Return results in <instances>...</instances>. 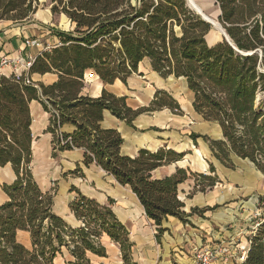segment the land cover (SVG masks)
<instances>
[{"label": "trees", "instance_id": "trees-1", "mask_svg": "<svg viewBox=\"0 0 264 264\" xmlns=\"http://www.w3.org/2000/svg\"><path fill=\"white\" fill-rule=\"evenodd\" d=\"M215 3L217 20L229 39L223 36L209 45L205 36L212 25L186 0H50L52 15L64 14L71 27L51 29L58 41L40 51L27 71L0 74V168L9 164L15 175L12 182L1 184L7 199L0 204V264H54L64 250L67 263L91 264L87 252L106 256L103 234L118 245L122 264H136L131 257L134 243L111 208L113 199L100 203L72 187L76 196L68 207L79 224L71 226L53 212L54 193L40 189L31 169L32 100L48 113L52 156L81 148L83 166H99L136 195L157 227V239L168 216L185 223L198 210L185 212L178 196L186 169L153 173L181 159V153L159 147L124 154L120 132L101 125L104 110L132 125L143 112L163 107L180 112L177 100L156 90L148 105L132 108L126 96L105 88L89 96L82 93L88 71L104 83H126L148 58L160 76L185 78L194 111L221 129L219 139L203 135L213 156L226 166L232 154L248 159L264 175V0ZM37 5L38 0H0V20H28ZM47 72L57 75L52 83L30 79L33 73ZM66 123L74 126L71 133L61 131ZM197 136L190 134L192 139ZM209 170L212 174L196 173L207 180L206 185L195 182L200 191L215 184L212 164ZM77 172L82 175L78 163L71 173ZM257 198L261 219L248 236L244 259L234 264H264V194ZM18 230L28 232V246L18 241Z\"/></svg>", "mask_w": 264, "mask_h": 264}, {"label": "crops", "instance_id": "crops-1", "mask_svg": "<svg viewBox=\"0 0 264 264\" xmlns=\"http://www.w3.org/2000/svg\"><path fill=\"white\" fill-rule=\"evenodd\" d=\"M199 6L201 7V5ZM217 8L218 10L216 15H213V12H209L213 9L205 11L201 7L203 13L210 18L212 16H216V18H218L220 14L218 5ZM38 11L39 10L36 9L30 19L21 22L0 20V59L2 57H7L17 61L15 68L10 65L2 67V74L9 75L14 72V70L24 72L23 66H25L27 62L31 63L33 58L40 51L50 47L58 41L51 29H67L62 27L59 28L56 24L53 25L52 22H50L49 25H46L45 23L52 20V17L57 16L59 21L62 19L66 20L68 26L71 27L69 19L62 13L52 15L51 11L47 10V12L44 13V18L38 20L36 19ZM205 38L209 45H213L218 41H221L223 35L222 32H217L211 29L206 34ZM208 38L211 39L210 42ZM171 77L173 76H168L166 79ZM56 78L57 75L50 72L44 74L33 73L30 76L32 81L42 82L44 84L52 83L56 80ZM164 80V77L160 76L157 72L151 69L149 59L144 58L139 62L137 71L132 73L127 78L126 83H123L119 79H116L112 84L104 83L96 74L88 71L84 74V87L82 89V93L89 96H98L103 88L116 95H124L126 96L127 104L132 108L148 105L156 90H165L179 103L180 112L178 113H174L166 107L158 110L143 112L133 120L132 125H128L124 121L116 118L108 110H104L101 121L102 127L115 128L120 132L123 138L121 151L124 154L134 155L140 148L156 150L159 147L171 148L177 153L182 154L181 159L162 165L156 168L153 173L156 176H162L173 173L177 167L186 169L188 175L187 178L177 185L178 196L184 203L183 210L185 212H189L191 207H197L198 210L191 216H188V222L185 223L174 216H168L165 221L162 222L161 226L164 227L165 230L162 235L159 236V240L156 238V225L152 220L146 217L143 207L136 195L128 188L131 192V202L133 203L137 200L136 202H138L139 205H122L127 203L123 199L120 189L127 186L123 187L117 183L111 175L107 174L95 164H90L88 167L83 166L81 162L83 151L81 148L60 151L56 156H52V136L50 132L46 131V127L48 125V113L43 110L41 104L36 100H32L29 105L32 118L30 125L32 134V174L42 191L51 190L54 193L52 205L53 212L62 217L64 221L71 226L79 224L68 207L69 202L76 196V191L72 190V187L78 189L86 196L94 198L100 203H105L108 198H112L114 200V204L116 203L115 205H111L113 212L116 217L129 229L130 240L134 243L132 246L131 257L132 261L136 264H170L171 252H173V255H178L179 258H182L178 253L186 255V250L191 253L190 257L186 255L189 260L186 264H192L194 261L193 252L197 245H214L208 241L212 239L215 241L219 239L221 241L224 235L227 236L226 233L221 234L220 232L222 230L226 231L225 229H222V227L225 226L228 219H225L223 216L219 217L218 213H215L214 208H216L217 205L214 201V195L209 194V189H211L215 184L211 188L207 187V191L206 189L204 191H200L197 187H195V182L197 180L193 177L195 175H199L190 173V171L186 168V162L188 163L189 161L191 164H196L198 168L205 170L207 163L203 157L206 158V154L212 153L207 140V142L202 140L201 143H199L198 138L203 137V134H200L201 132L192 129L190 126L186 129V113H188L186 112V80L183 91V95H185L184 98L180 96L181 92H176L168 89V87H165ZM188 92L189 96H191L192 102V92L189 89ZM191 112H193V116L202 118L194 111L193 107ZM207 122L211 125L214 124L218 128L219 134L221 135V129L217 123L210 121ZM73 129L74 126L69 123L63 124L61 127V131L65 133H71ZM191 133H196L199 136L192 139L190 137ZM186 139L191 141V143L192 140H195L199 145V148H196V153H194L193 156L187 154L191 157V159L187 158L186 155ZM37 141L41 148L40 150H36L35 148V143H37ZM200 152H202L201 156ZM208 160L215 169L213 161L210 159ZM37 161H42L43 164L37 165ZM33 163H36V165L33 166ZM77 163L82 169V178L76 177L73 175L74 173H71ZM50 164H55L57 168L55 170V174L57 175L56 180H58V187L53 189L47 185L48 179L45 177V169H48ZM1 170L2 175L0 176V181L5 176L8 179V181L2 180L1 184L12 182L15 175L10 165L6 164L0 168V171ZM70 174L73 175L72 178H68V175ZM213 175L216 176L215 183H217L219 178L216 173ZM36 176H40V178ZM83 178H85L89 183H94L98 188H102L103 192H97L88 187L86 183L82 182ZM186 195H188V202H186ZM6 199V194L0 188V204ZM195 213L198 216H196ZM226 217L229 218V216ZM219 223L220 228L217 230L213 229L214 226ZM204 231L207 232L206 236H204L208 238V241L205 240V243H201L200 235ZM19 232L27 234V243L20 240L18 241L28 246L30 244L28 232L18 230L17 235ZM100 242L106 249V256H99L97 254L87 252L90 263L122 264L121 253L118 245L105 234L101 236ZM246 242L247 238L244 239L240 246L243 247ZM231 252L232 254H237V251L235 252L231 250ZM66 256L67 253L64 250L63 255L55 257L54 264H70L65 262L67 261ZM218 263L234 264V256H230L226 262H219L218 260L216 264Z\"/></svg>", "mask_w": 264, "mask_h": 264}, {"label": "rangeland", "instance_id": "rangeland-1", "mask_svg": "<svg viewBox=\"0 0 264 264\" xmlns=\"http://www.w3.org/2000/svg\"><path fill=\"white\" fill-rule=\"evenodd\" d=\"M186 3L190 8L196 5L200 9L202 7V9L205 11H209L213 9L212 11H209L211 13L213 12L212 13L213 15H216L217 10H218L217 4L214 3V0H196V1L186 0ZM199 5H201V7ZM49 7H50V0H39L38 5H37V10L39 11H38V15L36 19L38 20L43 19L44 13H46L47 10L48 11L50 10ZM212 18L214 19L213 20L214 24H216L217 22L219 26L217 24V26H212L211 29L217 32H221V29L223 27L217 20L216 16L214 17L212 16ZM50 22H52L53 25L56 24L57 27L59 28L60 27L65 28V29L70 28L66 20L62 19L61 21H59L57 16L52 17V20H50L49 22L45 24L49 25ZM208 40L209 42L211 41L210 38H208ZM27 69L28 68H26V66H23V71H27ZM16 73L20 74L22 73V71L16 70ZM164 86L168 87V89L170 90L181 92L180 96H182L183 98L185 97V95H183V91L185 88V79L176 78L174 76L169 79L165 78ZM188 93L189 92L186 86V112H188L186 113V129L190 126L192 129L201 132L200 134L205 135L207 138H214V139L221 138V135L219 134V130L214 124L211 125L206 120L193 116L194 114H192L193 112H191L192 111L191 96H189ZM202 140L207 142L204 137L198 138L199 143H201ZM186 145H187L186 155L188 154V155L193 156L194 153H196V148H199V145L198 143H196L195 140H192V143H191V141H188L186 139ZM35 148L36 150L41 149L40 146L38 145V141L37 143H35ZM35 154H36V151H35ZM188 155H187V158L191 159V157H189ZM201 155H202V152H200V156ZM205 156L206 158L203 157L207 163V167L205 168V170L198 168L196 164H191L189 161L188 163L186 162V168L190 171V173L210 174L211 172L209 170V164L211 162H209L208 159L212 160L213 163L215 164L214 173L217 174L219 181L215 183V185L211 189H209V194L214 195V201L216 202L215 204L217 205V207L214 208L215 213H218L219 217L223 216L225 219H228V221H226L225 226L222 227V229H225L226 231L222 230L220 232L221 234L226 233L227 236L224 235L221 241L219 239L217 241H215L214 239L208 241L207 240L208 238L205 237L207 232L205 231L202 232L200 235L201 236L200 242L205 243V240H206L209 243L214 244V245H209V244L208 245L207 244L197 245V247L195 248L193 252L194 261L192 264H196V262H198L196 258V255L198 252L205 250L207 248H214V247L216 248L223 247V248L228 249V254L233 255L235 259L237 257V254L236 253L231 254L232 253L231 250L236 252L238 247H241L240 244L244 241L245 238H247V242L249 244L248 236L254 231L256 223L259 222L261 219L260 218L261 211L258 206L257 197L264 194V175L258 169H256L254 164L252 165L248 159L245 160L241 158V160H235L233 157H231L229 165L226 166L222 164L217 158H215L212 155V153L206 154ZM42 164H43L42 161H37V165H42ZM35 165L36 163H33V166ZM56 169L57 168L55 164H50L48 166V169H45V177L48 179L47 185L52 189L58 187L57 186L58 180H56L57 175L55 174ZM1 175H2V170L0 171V176ZM73 175L76 177H80V178H82L83 176L79 174V172ZM73 175L72 174L68 175V178H72ZM193 177L196 178V180L198 181L200 185L207 184V180L204 179L203 177L196 176V175ZM38 178H40V176ZM2 180L8 181L6 176ZM1 181H0V188H1ZM85 181L86 179L83 178L82 182L86 183L88 187H90L94 191L103 192L102 188H98L94 183H89L88 181L86 182ZM120 191L122 192L123 199L127 203V204H122V205H139V203L136 202L137 200H135V202L133 203L131 202L130 200L131 192L128 189V187L121 188ZM187 197L188 195H186V202H188ZM112 204L113 205L116 204V203L114 204V200ZM196 216L198 215L196 214ZM226 216H229V218ZM219 225L220 223L214 226L213 229L217 230L218 228H220ZM156 234H157V231H156ZM26 236L27 234L19 232L17 235V238L18 240L24 243H27ZM157 240H159V238ZM225 252L227 253V251ZM178 254H180L182 258H179L178 255H173V252H171L170 264H186V262L189 261L187 256L189 257L191 256V253L187 252V250L185 253L187 256L184 255L183 253H178ZM161 258H164V257H161ZM218 260L219 262L223 261V256L214 258L210 263L216 264Z\"/></svg>", "mask_w": 264, "mask_h": 264}, {"label": "built area", "instance_id": "built-area-1", "mask_svg": "<svg viewBox=\"0 0 264 264\" xmlns=\"http://www.w3.org/2000/svg\"><path fill=\"white\" fill-rule=\"evenodd\" d=\"M16 63H17L16 60H13V59L7 58V57H2L0 59V74H2V72H1L2 67L10 65L13 68H15ZM29 65H30V62H27L25 64L26 68H28ZM13 73L19 74V73H16V70H14ZM257 224L258 223H256V225ZM248 245H249L248 242H246L243 247H238V249L236 250L237 251V257L234 259V261L236 263L244 259ZM225 251H227V253ZM219 256H223V261L226 262V260L229 259V257L232 255L228 254V249L223 248V247L207 248V249L202 250V251L197 253L196 258H197L198 262H196V264H211L210 262L214 258L219 257Z\"/></svg>", "mask_w": 264, "mask_h": 264}, {"label": "water", "instance_id": "water-1", "mask_svg": "<svg viewBox=\"0 0 264 264\" xmlns=\"http://www.w3.org/2000/svg\"><path fill=\"white\" fill-rule=\"evenodd\" d=\"M191 8L194 9L193 7H191ZM194 11H195L196 13L200 14L201 17H202L204 20H206L207 22H209L212 26H216V25L211 21L210 17H208L206 14H204V13H202L201 11H198V10H196V9H194ZM216 24H218V23H216ZM218 25H219V24H218ZM221 32H222V35L225 37V39L228 40L229 38H228V36H227V34L225 33V31H224L223 28L221 29ZM231 157H233L234 159L238 158V156H236V155H234V154H232ZM239 158H240V157H239ZM245 160H246V159H245ZM249 162L253 165V163H252L251 161H249Z\"/></svg>", "mask_w": 264, "mask_h": 264}, {"label": "bare ground", "instance_id": "bare-ground-1", "mask_svg": "<svg viewBox=\"0 0 264 264\" xmlns=\"http://www.w3.org/2000/svg\"><path fill=\"white\" fill-rule=\"evenodd\" d=\"M188 2H189V1H188ZM190 5H191V4H190ZM191 6H192V5H191ZM192 7H193L194 9H196V10L202 12V10H201L198 6L195 5V6H192ZM202 13H203V12H202ZM210 19H211V21L213 22L214 19H213L212 17H211ZM213 23H214V22H213ZM216 23H217V22H216ZM215 25L217 26V24H215ZM218 26H219V25H218ZM235 160H241V158L238 157V158H236Z\"/></svg>", "mask_w": 264, "mask_h": 264}]
</instances>
